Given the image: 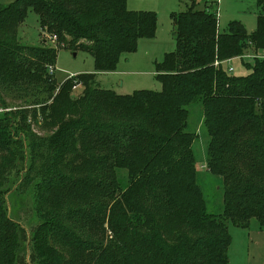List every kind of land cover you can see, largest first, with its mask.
<instances>
[{"label":"trees","instance_id":"trees-1","mask_svg":"<svg viewBox=\"0 0 264 264\" xmlns=\"http://www.w3.org/2000/svg\"><path fill=\"white\" fill-rule=\"evenodd\" d=\"M217 3L173 14L175 50L156 62L161 92L119 95L97 73L156 36L155 13L127 0H0V264H230L229 224L264 229V0L252 33L239 21L221 33ZM30 12L54 48L19 43ZM61 48L91 54L96 73L58 84ZM247 53L250 74L224 69ZM8 97L23 105L7 112ZM193 104L207 168L223 180L220 214L199 184ZM20 190L35 202L30 237L6 204Z\"/></svg>","mask_w":264,"mask_h":264},{"label":"rangeland","instance_id":"rangeland-1","mask_svg":"<svg viewBox=\"0 0 264 264\" xmlns=\"http://www.w3.org/2000/svg\"><path fill=\"white\" fill-rule=\"evenodd\" d=\"M10 2L11 0H6ZM191 0H127L128 9L133 12H152L158 18L156 36L152 40H142L137 51L124 56L115 72L97 73V85L101 89L112 90L119 95H132L136 91L161 92L162 85L157 78L156 62H161L167 53L175 50L173 14L186 11L185 3ZM199 8H205L204 0H196ZM218 1L215 10L218 13L219 31L223 33L233 21L241 22L249 33L258 27L257 0H212ZM190 5V4H189ZM50 35L42 34L38 16L30 12L27 20L19 29V43L28 47H55L49 40ZM47 42H46V41ZM238 57L224 63L223 67L231 75L241 77L251 73L254 57ZM264 58V51H259ZM249 65V66H248ZM56 71L54 74L58 84L80 74L96 73L94 58L86 51L77 52L72 49L61 48L58 51ZM233 71H230V69ZM82 85L78 86L73 95L82 94ZM10 109L21 107V100L7 98ZM189 118L187 131L194 133L197 138L194 151L199 173V184L206 196L209 212L220 214L223 212L224 188L223 180L211 174L207 168V151L209 138L203 126V108L200 104L188 107ZM0 114V118H2ZM36 132H39L37 128ZM18 186H15V188ZM23 190V189H22ZM6 204L10 217L27 231L28 237L37 226L34 212V198L32 194L20 190L6 196ZM232 244L228 251L230 264H264V229L259 227L257 220H251L249 229H243L229 224ZM27 246L29 244L27 243ZM30 250L27 252V261H30Z\"/></svg>","mask_w":264,"mask_h":264},{"label":"built area","instance_id":"built-area-1","mask_svg":"<svg viewBox=\"0 0 264 264\" xmlns=\"http://www.w3.org/2000/svg\"><path fill=\"white\" fill-rule=\"evenodd\" d=\"M49 40L52 42V43H57L58 39L56 36H49ZM56 71V68L55 67H51L50 68V73H54ZM230 71H233V69H231ZM2 111H0L1 113Z\"/></svg>","mask_w":264,"mask_h":264},{"label":"crops","instance_id":"crops-1","mask_svg":"<svg viewBox=\"0 0 264 264\" xmlns=\"http://www.w3.org/2000/svg\"><path fill=\"white\" fill-rule=\"evenodd\" d=\"M194 1H196V0H191L189 3H185V7H186V9H188L189 8V6L194 2ZM205 1V0H204ZM197 2V1H196ZM190 4V5H189ZM139 45H140V43H139ZM232 69V68H231ZM230 69V70H231Z\"/></svg>","mask_w":264,"mask_h":264}]
</instances>
